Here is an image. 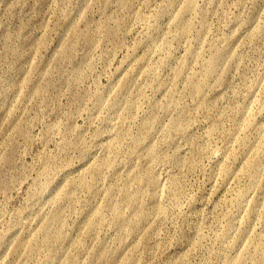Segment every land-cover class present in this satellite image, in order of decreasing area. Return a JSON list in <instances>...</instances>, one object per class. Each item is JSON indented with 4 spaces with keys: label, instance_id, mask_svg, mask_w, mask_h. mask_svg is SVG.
I'll return each mask as SVG.
<instances>
[{
    "label": "rangeland",
    "instance_id": "374dc122",
    "mask_svg": "<svg viewBox=\"0 0 264 264\" xmlns=\"http://www.w3.org/2000/svg\"><path fill=\"white\" fill-rule=\"evenodd\" d=\"M0 264H264V0H0Z\"/></svg>",
    "mask_w": 264,
    "mask_h": 264
}]
</instances>
